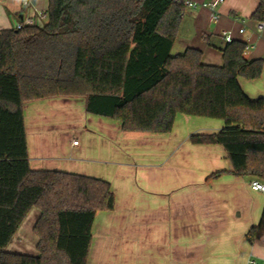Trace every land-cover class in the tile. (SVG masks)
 <instances>
[{"label":"trees","instance_id":"1","mask_svg":"<svg viewBox=\"0 0 264 264\" xmlns=\"http://www.w3.org/2000/svg\"><path fill=\"white\" fill-rule=\"evenodd\" d=\"M184 9L176 0H49L46 22L0 30V264H87L95 217L115 206L105 180L31 168L26 101L84 97L88 112L125 131L168 133L179 114L221 119L220 131L191 140L221 144L234 175L264 180V96L239 82L260 78L264 58L249 60L239 39H209L221 66L196 48L173 56ZM251 18L264 21V0ZM33 207L38 255L8 252ZM263 235L264 210L248 232Z\"/></svg>","mask_w":264,"mask_h":264},{"label":"crops","instance_id":"2","mask_svg":"<svg viewBox=\"0 0 264 264\" xmlns=\"http://www.w3.org/2000/svg\"><path fill=\"white\" fill-rule=\"evenodd\" d=\"M22 2L0 0V30L15 28L49 4L32 0L33 7L25 8ZM258 4L223 0L217 21L209 8L185 6L171 54L196 48L203 63L221 66L223 53L209 39L224 45L226 30L251 44L245 53L249 60L264 58V36L251 18ZM239 82L249 97L264 96V68L260 78L240 77ZM24 118L33 170L79 174L111 185L115 206L95 217L87 264H264V235L254 241L248 236L261 220L264 192L251 188L252 177L232 173L221 144L191 140L196 133L220 131L223 120L179 114L168 133L125 131L120 120L88 112L84 97L65 96L26 101ZM216 172L221 175L211 177ZM39 215L33 207L6 250L38 255V242L34 251L26 241H39L34 232Z\"/></svg>","mask_w":264,"mask_h":264},{"label":"built area","instance_id":"3","mask_svg":"<svg viewBox=\"0 0 264 264\" xmlns=\"http://www.w3.org/2000/svg\"><path fill=\"white\" fill-rule=\"evenodd\" d=\"M176 1L178 3H183L188 8H195L197 6L209 8L211 10V18L215 21H217L220 17V14L218 12V6L223 2V0H212V1H208V2H202V3H198V2H195L192 0H176ZM22 5L25 8H32L33 2H32V0H23ZM47 18H48L47 11L35 12V13H33V15L28 16L25 20L18 22L16 24L15 28L19 29L24 24H29V25H33V24H37V23L42 24V23L46 22ZM256 28H257L258 32L261 34V36H264V21L257 20ZM239 31L241 33H243L245 31V28H240ZM221 35L223 36V38L226 42H231L234 38L233 35L226 30H223L221 32ZM246 44H247L246 45V51H247L248 49H250L251 44H249V43H246ZM74 143L77 144L78 141L75 140ZM249 184L253 190H258V191L264 192V180H261L259 178L254 177L250 180Z\"/></svg>","mask_w":264,"mask_h":264},{"label":"rangeland","instance_id":"4","mask_svg":"<svg viewBox=\"0 0 264 264\" xmlns=\"http://www.w3.org/2000/svg\"><path fill=\"white\" fill-rule=\"evenodd\" d=\"M215 39H219L217 36H215L214 37ZM220 41V40H219ZM222 43H224L223 41H221V45H223ZM36 225V224H35ZM35 227V226H34ZM31 232H32V234H34L33 233V230H31ZM33 236H35L36 237V235L34 234ZM18 240V239H17ZM38 242V240H37V238L36 239H33V240H28V241H26V243H28V247H31V245H32V247H33V249H34V251H36V243ZM14 245H12V247H13ZM12 247H10V248H12ZM8 248V247H7ZM6 248V249H7ZM8 252H11V253H14V252H12V251H10V250H7Z\"/></svg>","mask_w":264,"mask_h":264}]
</instances>
